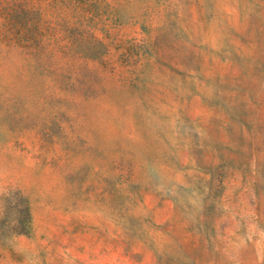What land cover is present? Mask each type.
I'll list each match as a JSON object with an SVG mask.
<instances>
[{
	"label": "rangeland",
	"instance_id": "rangeland-1",
	"mask_svg": "<svg viewBox=\"0 0 264 264\" xmlns=\"http://www.w3.org/2000/svg\"><path fill=\"white\" fill-rule=\"evenodd\" d=\"M0 264H264V0H0Z\"/></svg>",
	"mask_w": 264,
	"mask_h": 264
}]
</instances>
